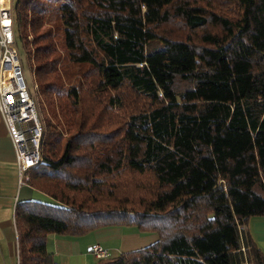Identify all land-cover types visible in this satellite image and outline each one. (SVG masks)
<instances>
[{
    "label": "trees",
    "instance_id": "1",
    "mask_svg": "<svg viewBox=\"0 0 264 264\" xmlns=\"http://www.w3.org/2000/svg\"><path fill=\"white\" fill-rule=\"evenodd\" d=\"M12 17L48 113L27 184L50 200L15 204L19 264L107 226L158 239L95 264H264L243 228L264 216V0H17Z\"/></svg>",
    "mask_w": 264,
    "mask_h": 264
},
{
    "label": "crops",
    "instance_id": "2",
    "mask_svg": "<svg viewBox=\"0 0 264 264\" xmlns=\"http://www.w3.org/2000/svg\"><path fill=\"white\" fill-rule=\"evenodd\" d=\"M49 201L45 194L28 184L19 185L14 146L0 115V263L4 254L17 262V234L14 225V207L18 200ZM264 253V216H253L243 227ZM158 239L156 233L140 232L133 226H107L81 235L49 234L46 244L57 264H92L97 259L86 252V247L100 244L109 254L126 253L145 247Z\"/></svg>",
    "mask_w": 264,
    "mask_h": 264
},
{
    "label": "built area",
    "instance_id": "3",
    "mask_svg": "<svg viewBox=\"0 0 264 264\" xmlns=\"http://www.w3.org/2000/svg\"><path fill=\"white\" fill-rule=\"evenodd\" d=\"M13 26L11 0H0V115L14 146L19 185H24L30 170L42 161L44 125L22 76ZM35 90L37 94V84ZM86 252L96 259L109 255L98 243L87 246Z\"/></svg>",
    "mask_w": 264,
    "mask_h": 264
},
{
    "label": "rangeland",
    "instance_id": "4",
    "mask_svg": "<svg viewBox=\"0 0 264 264\" xmlns=\"http://www.w3.org/2000/svg\"><path fill=\"white\" fill-rule=\"evenodd\" d=\"M17 0H11V4H12V11H14V5L16 3ZM54 19V15L52 12H50V14L48 15V20L52 21ZM28 39L31 40L33 39L32 34L28 35ZM28 40V41H29ZM18 53L20 55V60H21V68H22V76L23 79L29 89L30 94L33 96L36 106H37V110L38 113L40 114L41 119H43L42 117L47 115V103L44 99L43 96H41L40 94H36V90H35V84H37V79L35 77V70L34 67L32 65L33 61L31 60L30 56L28 57V55H26V50L24 49V46L22 45L21 41L18 42V44H16ZM29 51V49H27V52ZM38 86V84H37ZM147 234H153V233H147ZM146 246V245H145ZM4 262H2L1 259V263L0 264H16V260L15 262H13V258L11 259L10 256H8L9 252L4 251ZM117 254L116 251L111 250L110 251V257L111 255H115ZM109 257V255H108ZM96 260L93 259L92 264H95Z\"/></svg>",
    "mask_w": 264,
    "mask_h": 264
}]
</instances>
